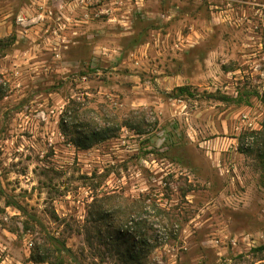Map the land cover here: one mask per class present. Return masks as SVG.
Returning a JSON list of instances; mask_svg holds the SVG:
<instances>
[{"label": "rangeland", "instance_id": "rangeland-1", "mask_svg": "<svg viewBox=\"0 0 264 264\" xmlns=\"http://www.w3.org/2000/svg\"><path fill=\"white\" fill-rule=\"evenodd\" d=\"M0 264H264V0H0Z\"/></svg>", "mask_w": 264, "mask_h": 264}, {"label": "trees", "instance_id": "trees-1", "mask_svg": "<svg viewBox=\"0 0 264 264\" xmlns=\"http://www.w3.org/2000/svg\"><path fill=\"white\" fill-rule=\"evenodd\" d=\"M82 137H83V139H80V140L78 139L74 143L75 148L88 150V149L92 148V146L94 144H96L97 142L104 141V140H107L110 138L107 131H102L101 133L93 132L89 135L83 134ZM81 140H83V141H81ZM61 246H62L63 250H66L63 245H61Z\"/></svg>", "mask_w": 264, "mask_h": 264}, {"label": "built area", "instance_id": "built-area-1", "mask_svg": "<svg viewBox=\"0 0 264 264\" xmlns=\"http://www.w3.org/2000/svg\"><path fill=\"white\" fill-rule=\"evenodd\" d=\"M15 22L19 26H25L26 23H27V15H26V13L22 12L19 15H17Z\"/></svg>", "mask_w": 264, "mask_h": 264}]
</instances>
